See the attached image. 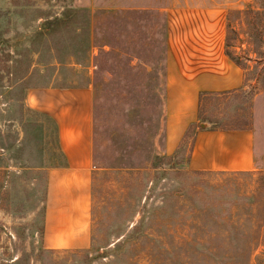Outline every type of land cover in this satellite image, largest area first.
<instances>
[{
    "label": "rangeland",
    "instance_id": "obj_1",
    "mask_svg": "<svg viewBox=\"0 0 264 264\" xmlns=\"http://www.w3.org/2000/svg\"><path fill=\"white\" fill-rule=\"evenodd\" d=\"M177 8L225 12L244 87L204 98L166 156L167 16ZM82 87L93 94L91 237L84 249L53 247L46 174L63 161L54 123L24 99ZM200 128L251 132L255 170L190 171ZM263 175L264 0H0V264H264V237L222 231L253 221L245 206Z\"/></svg>",
    "mask_w": 264,
    "mask_h": 264
},
{
    "label": "crops",
    "instance_id": "obj_2",
    "mask_svg": "<svg viewBox=\"0 0 264 264\" xmlns=\"http://www.w3.org/2000/svg\"><path fill=\"white\" fill-rule=\"evenodd\" d=\"M226 17L216 8L168 10L164 61L166 156L174 153L186 130L198 123L200 95H222L244 87L243 69L225 52ZM24 102L54 123L63 161L46 174L43 235L49 237L53 247L84 249L91 237L92 90L38 89L28 92ZM187 166L195 172L254 171V137L244 130L200 128L194 134Z\"/></svg>",
    "mask_w": 264,
    "mask_h": 264
},
{
    "label": "trees",
    "instance_id": "obj_3",
    "mask_svg": "<svg viewBox=\"0 0 264 264\" xmlns=\"http://www.w3.org/2000/svg\"><path fill=\"white\" fill-rule=\"evenodd\" d=\"M228 47H229V37H226V55L236 64L240 67L239 62L237 59L232 57L230 53H228ZM230 93H225L222 95H227ZM222 95H210V94H202L199 97V108L204 98L208 96H222ZM198 108V118L200 114V110ZM194 127V125L190 126L184 136L188 133V131ZM212 131V130H210ZM214 131V130H213ZM200 174L201 172H197ZM262 180L264 181V175L262 177ZM261 195H264V184L258 185L256 188V191L251 196L254 197V203L246 204L245 210L249 214V216L253 217V221H250V223L244 224V225H232V223H229L227 225H224L222 227V231L225 233H232L234 234V237H264V197L261 198ZM218 227V226H217ZM200 228L204 229V226H201ZM247 235V236H246ZM250 235V236H248Z\"/></svg>",
    "mask_w": 264,
    "mask_h": 264
},
{
    "label": "water",
    "instance_id": "obj_4",
    "mask_svg": "<svg viewBox=\"0 0 264 264\" xmlns=\"http://www.w3.org/2000/svg\"><path fill=\"white\" fill-rule=\"evenodd\" d=\"M200 127H203V125H201Z\"/></svg>",
    "mask_w": 264,
    "mask_h": 264
}]
</instances>
